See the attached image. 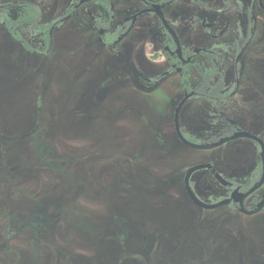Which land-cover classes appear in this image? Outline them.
<instances>
[{"label":"flooded vegetation","instance_id":"af4514ba","mask_svg":"<svg viewBox=\"0 0 264 264\" xmlns=\"http://www.w3.org/2000/svg\"><path fill=\"white\" fill-rule=\"evenodd\" d=\"M29 6L35 23L21 21L29 16ZM7 22L17 23L13 34L19 39L9 34ZM15 46L21 52L12 57V68L34 72L28 62L32 56L46 72L44 96L54 114L47 119H111V125L129 112L143 127L141 139L151 152L149 160L138 155L131 165L147 168L159 160L186 159L174 178L149 172L143 181L156 191L154 197L169 187L184 188L190 223L174 228L179 242L191 232L228 231L223 241H234L237 255L232 244L230 253L226 249L220 255L210 250L206 255L202 246L200 258L264 259V0H0V50L7 54ZM54 72L67 78L56 102L50 86ZM0 82L10 85L2 69ZM177 126L189 144L179 138ZM12 140L0 131L4 152ZM31 153L32 161L40 162ZM47 160L45 168L70 177L67 183L59 179L64 189L59 199L76 200L82 180L73 175L74 159L54 151ZM194 167L202 168L191 174L189 184L202 205L186 190L187 172ZM121 207L113 221L119 230L136 233L139 226ZM141 229L144 240L151 239L149 258L159 259L156 251L171 247V228ZM185 258L190 256L178 257Z\"/></svg>","mask_w":264,"mask_h":264},{"label":"rangeland","instance_id":"374dc122","mask_svg":"<svg viewBox=\"0 0 264 264\" xmlns=\"http://www.w3.org/2000/svg\"><path fill=\"white\" fill-rule=\"evenodd\" d=\"M3 39L7 43L5 36ZM12 51L4 54L0 50V69L10 81V85L0 82V131L13 138L8 142V152L0 144V264H264V259H201L202 246L204 253L210 250L220 255L229 251L228 245L232 244L233 255H237L235 242L223 241L224 234L229 236L228 231L191 232L184 242H179L174 228L190 223L184 188L169 187L154 197L156 191L147 189L143 181L149 172L174 178L186 159L159 160L147 168L131 165L130 160L138 155L141 160H149L151 152L144 148L141 139L143 127L129 112L121 113L111 125V119L82 121L62 114L57 122L47 119L54 114L44 96L47 81L42 64L29 56L34 72H19L11 63L21 50L15 46ZM54 74L50 86L57 96L67 78L64 73ZM129 141L131 145L126 146ZM32 150L40 162L32 161ZM54 151L74 159L73 175L82 180L80 194L69 203L59 199L64 192L59 179L67 183L69 174L45 168L50 166L47 159ZM118 207L128 208L125 212L129 215H124L139 226L136 233L119 230L113 221ZM158 224L171 228V247L164 252L157 250L159 259H150L147 244L151 239L144 240L146 233L141 228ZM127 233L132 237H124ZM199 236H203V241ZM123 237L128 242L126 248ZM215 240L223 251L217 250ZM184 254L190 258L178 259Z\"/></svg>","mask_w":264,"mask_h":264},{"label":"water","instance_id":"95a60500","mask_svg":"<svg viewBox=\"0 0 264 264\" xmlns=\"http://www.w3.org/2000/svg\"><path fill=\"white\" fill-rule=\"evenodd\" d=\"M177 134L179 136V138L184 141L186 144H189L188 142L185 141L184 137L182 136L180 130L178 129V126H177ZM202 167H194V168H191L188 172H187V175H186V180H185V183H186V190L188 192V195L190 196V198L195 201L197 204H200L202 205L201 202H199V200L197 199V197L195 196L193 190L191 189L190 187V184H189V179H190V176L193 172H195L196 170L200 169Z\"/></svg>","mask_w":264,"mask_h":264},{"label":"trees","instance_id":"16d2710c","mask_svg":"<svg viewBox=\"0 0 264 264\" xmlns=\"http://www.w3.org/2000/svg\"><path fill=\"white\" fill-rule=\"evenodd\" d=\"M29 7H30V10H29V16H28V17L26 16V17L23 18L21 21H23V22H31V23H35V22H36V12H35L33 6H29ZM8 21L11 22L10 20H8ZM7 24H8V26H9V29H8L9 34H10L12 37H14L15 39H19L17 36H15V35L13 34V27H14L15 25H17V23L13 22V25H12V26H11L8 22H7ZM4 138H7V137L4 136Z\"/></svg>","mask_w":264,"mask_h":264}]
</instances>
